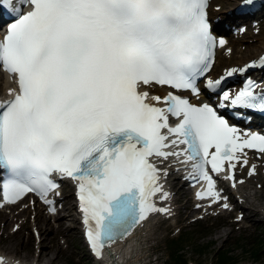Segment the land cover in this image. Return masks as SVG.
Here are the masks:
<instances>
[{"label":"snow or ice","instance_id":"6c2138e0","mask_svg":"<svg viewBox=\"0 0 264 264\" xmlns=\"http://www.w3.org/2000/svg\"><path fill=\"white\" fill-rule=\"evenodd\" d=\"M26 3L31 10L0 38V69L17 85L9 89L12 98L0 103V177L6 173L7 202L34 193L50 204L56 176L76 181L87 239L99 257L150 213L169 211L152 201L157 193L168 196L153 158L191 162L207 185L198 198L215 203L220 196L210 171H227L225 178L235 180L237 164H249L244 149L264 154V135L241 134L217 108L177 94L199 97L197 81L212 67L217 39L208 0ZM8 7L0 0V11ZM218 43L223 47L225 41ZM237 71L247 68L227 75ZM222 80L208 79L206 87L215 92ZM155 86L173 91L159 96L145 90ZM219 96V107L264 110V94L252 80ZM180 145L185 147L174 150ZM254 173L252 166L248 174Z\"/></svg>","mask_w":264,"mask_h":264},{"label":"rangeland","instance_id":"374dc122","mask_svg":"<svg viewBox=\"0 0 264 264\" xmlns=\"http://www.w3.org/2000/svg\"><path fill=\"white\" fill-rule=\"evenodd\" d=\"M222 2V0H219ZM231 3V2H230ZM245 44H249V43H245ZM261 49H256V52L253 53L252 55H250L247 58H251V56H253L254 54H257ZM244 60V59H243ZM249 201H253L254 203H258L261 208L264 207V192H256L253 195V199L249 200ZM63 221V222H62ZM46 222L43 219H38L37 222V226H39V232L41 235V241L43 240V235L45 233H47L46 237H47V243H46V248H44L45 252L47 253V256L50 259L53 260L52 264H66V260H68L71 256L75 255V251H79L81 249V245H80V241H79V237L77 235V233L75 232V228H74V222L72 219H61L56 221V226H53L51 228H53V232H47V231H42L45 228H48L49 225L47 222L46 224L44 223ZM219 222V221H218ZM217 222V223H218ZM226 224V223H225ZM216 225V223H215ZM10 228V227H9ZM8 228V229H9ZM42 228V229H41ZM262 230H264V226H261ZM57 230V231H56ZM72 231L75 232V234H72ZM239 233H244V232H235L234 230H232L229 226H219V228H217V230H212L208 236L205 235H197V234H193V238H191L190 240L193 241V244H205L206 242H212V246L209 250V252L206 253V255L199 261V259H197L189 250H187L185 252L186 255V259L187 261H193V262H197L198 264H215L213 255H214V251L216 250L217 247H227V241L233 239V238H237ZM258 235L260 233H257ZM23 233L20 232L17 237L18 239L15 237L14 238V242L12 243V246H9L8 241H6L5 243H3V245H1V249L6 252L7 254L10 255H14V256H18L19 258L22 259L23 262H31L34 258H35V253L33 250V247L31 244H27L28 239L26 240L25 238L23 239L22 237ZM54 235V237H52ZM250 235V234H247ZM49 237H52L50 239H48ZM61 237L65 240V245H67L66 249H63V246L60 245L59 241L61 239ZM68 239V240H67ZM20 240L23 241V245L20 244ZM51 241V243H50ZM66 241H68L69 245L66 243ZM41 246V243L40 245ZM50 246H54L57 249V256L55 255V253L50 249ZM50 247V248H49ZM51 251H48V250ZM157 249V244L154 245L153 247L148 249V252H146L144 254V257H146L148 254H150L152 251H156ZM162 249H158L157 252L161 251ZM264 254V252H263ZM40 250L38 253V258L40 256ZM143 255V254H142ZM157 258L154 260L152 259V261L150 262V264H165V261L167 260V256H166V252L165 250L161 251L160 254H157ZM42 256H40V260L39 263L40 264H48L47 259H41ZM146 262V260L141 259V260H135L134 264H144ZM240 264H251L249 262L247 263H240Z\"/></svg>","mask_w":264,"mask_h":264},{"label":"trees","instance_id":"16d2710c","mask_svg":"<svg viewBox=\"0 0 264 264\" xmlns=\"http://www.w3.org/2000/svg\"><path fill=\"white\" fill-rule=\"evenodd\" d=\"M207 236V234L205 235ZM190 236L187 235L182 242V247L179 245L178 250L179 252L174 256H172V260L169 264H172L175 258H183L185 252L189 250L199 261L209 252L212 242H206L205 244H193V241L190 240ZM262 244L260 245V247ZM260 247H257L255 250L249 251L244 244H240L238 246L237 252H232L229 249L220 250L219 253L216 255L217 260H215V264H240V263H251V264H264L262 262V258L260 256H256L254 254L255 251L260 250ZM184 263V261H182Z\"/></svg>","mask_w":264,"mask_h":264},{"label":"bare ground","instance_id":"6f19581e","mask_svg":"<svg viewBox=\"0 0 264 264\" xmlns=\"http://www.w3.org/2000/svg\"><path fill=\"white\" fill-rule=\"evenodd\" d=\"M230 1H231V0H222V2L220 1L219 3H220V5H221V7L224 8V6L227 5V4H229ZM232 48H233V51H234V49L236 48V44H233V45H232ZM258 48L264 50V33L261 35L260 38H258V39L256 40V42H255L254 44H252V45H250V46H247V48H246V50H245V54H242V56H241L239 62L243 61L242 59H244V58H246V57H249L250 55H252L253 53H255V52H256V49H258ZM243 55H244V56H243ZM234 58H236V57H232L230 60H233ZM8 85H9V83H7V79L4 78V77L0 74V88H4V89H5L6 86H8ZM66 198H68V197H66ZM66 204L68 205V204H69V201H66ZM0 216H1L2 219H7V218H8L7 216L2 215V214H1ZM61 216H62V218H64L66 215L63 214V215H60L59 217H61ZM135 240H140V241H142V238H141V237H138V238L135 239ZM13 242H14V240L12 239V241L9 243V246H10V247L12 246V243H13ZM127 250H128V249H124V250L122 251V254H125L123 259H124V261H125L127 264H131V261H132V258H133V255H134V254L137 255V252H138V253L142 252L140 249H137V248H132L129 252H127ZM126 252H127V253H126ZM136 255H135V257H136ZM41 256H42V258H43L44 260L47 259V262H46V263H48V264H52L53 260L50 259V258H48V257H45V256H47V253H46L45 251H42ZM42 258H41V259H42Z\"/></svg>","mask_w":264,"mask_h":264}]
</instances>
